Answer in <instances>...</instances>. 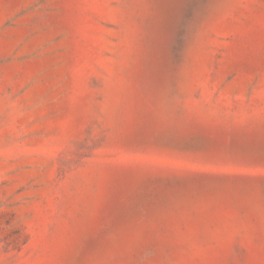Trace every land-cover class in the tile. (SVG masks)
<instances>
[{
	"label": "rangeland",
	"instance_id": "rangeland-1",
	"mask_svg": "<svg viewBox=\"0 0 264 264\" xmlns=\"http://www.w3.org/2000/svg\"><path fill=\"white\" fill-rule=\"evenodd\" d=\"M0 264H264V0H0Z\"/></svg>",
	"mask_w": 264,
	"mask_h": 264
}]
</instances>
